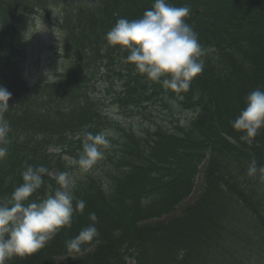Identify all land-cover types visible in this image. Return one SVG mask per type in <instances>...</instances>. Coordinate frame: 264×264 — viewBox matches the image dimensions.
<instances>
[{"label":"trees","instance_id":"16d2710c","mask_svg":"<svg viewBox=\"0 0 264 264\" xmlns=\"http://www.w3.org/2000/svg\"><path fill=\"white\" fill-rule=\"evenodd\" d=\"M66 2L0 0V86L12 93L3 114L10 143L0 160V201L9 200L23 183L21 174L29 165L48 171L25 203L54 194L59 185L48 173L65 172L64 154L78 159L85 133H101L107 121L89 98L97 70L91 61L104 69L103 80L119 83L111 104L130 116L144 114L146 105L166 89L126 62L127 50L106 40L119 18H141L154 0H88L74 10L64 9L60 27L76 58L56 84L59 95L49 90L46 109L29 116L32 98L25 96L27 87L13 60L23 16ZM168 3L190 8L185 19L204 50L203 71L187 91H175L194 117L186 126L155 124L140 134L128 127L108 144L113 146L111 156L100 146L105 157L98 160L107 161V170H101L107 180L90 173L74 182L71 226L61 228L36 252L13 256L5 264H264V173L259 172L264 128L248 143L231 124L246 106L247 95L264 90V0ZM33 134L41 137L34 139ZM253 160L258 171L249 175ZM201 165L195 198L175 214L193 192ZM79 200L85 202L82 213L76 210ZM91 224L98 236L83 242L79 251L70 250L67 242Z\"/></svg>","mask_w":264,"mask_h":264},{"label":"clouds","instance_id":"9594fccd","mask_svg":"<svg viewBox=\"0 0 264 264\" xmlns=\"http://www.w3.org/2000/svg\"><path fill=\"white\" fill-rule=\"evenodd\" d=\"M190 14L188 6L176 7L168 0H154L151 9L141 18H119L106 34L109 46H120L130 54L126 62L135 70L155 83L176 92L187 91L194 77L203 71L204 62L200 59L204 50L198 35L186 22ZM12 93L0 86V144L6 143L9 124L3 119L8 111ZM234 130L241 132L240 139L251 143L261 128H264V90L256 89L246 97V106L231 121ZM109 143L101 132L93 135L85 133L82 151L74 163L87 172L103 155L100 146ZM7 154L6 147H0V157ZM48 169L44 166L26 167L22 172L23 183L15 188L7 201H0V264H5L13 256L30 255L64 227H70L74 212L72 181L68 173L61 172L55 179L59 187L39 203H25L43 184L42 175ZM258 171L253 160L248 168L249 175ZM264 173V166L259 168ZM264 179V176L261 177ZM85 202L79 200L76 210L81 213ZM90 218L96 220L95 213ZM98 236L95 224H91L67 242L70 250L79 251L83 242Z\"/></svg>","mask_w":264,"mask_h":264},{"label":"rangeland","instance_id":"374dc122","mask_svg":"<svg viewBox=\"0 0 264 264\" xmlns=\"http://www.w3.org/2000/svg\"><path fill=\"white\" fill-rule=\"evenodd\" d=\"M87 1L67 0L65 6L63 4H59L58 6L53 5L37 12H27L24 14L22 29L20 30L21 34L16 42L17 48L14 52L13 60L16 64L18 63L20 70L19 78L20 80L22 79L27 87L25 96L32 98V101L29 99L27 105L29 116L33 115L32 112L41 114L46 109V104L43 101L47 100L50 91L56 92L59 95L61 87L58 88L56 84L62 82V75L72 68V64L76 58L75 54L70 51L65 30L60 27L61 15L64 13L65 8L67 10H74L81 2L84 4ZM90 1L93 3V0ZM91 66L97 67V70H95V73L91 77L88 94L96 106V103H98V110L107 121V123H104L101 132L106 135L109 141L108 144L112 143V140H116L122 134L121 131H128V127H131L135 133L140 134L138 132L141 129L146 127L154 128L155 124L165 128H173L177 125L186 126L194 117L195 113L185 108L176 99V92L169 88L163 90L155 103L152 102L146 105L144 114L138 113L130 116L127 113H123L111 104L114 92L120 90L119 83L113 84L110 80H103L101 77L102 73H104L102 66L95 64L93 61H91ZM85 70L86 66L83 65L82 72H85ZM171 91L173 92V97L168 95ZM58 95L56 96L58 97ZM35 97H37L38 101L33 100ZM177 97L181 98L179 95ZM4 120L8 123V120ZM20 123H23V120ZM12 126H14V123ZM25 131L31 134L29 130L26 129ZM38 137L40 138L41 135L33 134L34 139ZM9 143L10 140L6 138V143L0 144V147H6ZM112 147V145L104 147L109 153L106 156L113 154ZM102 153L104 155L102 158L104 159L105 154L103 151ZM3 158L0 157V160ZM62 162L65 166V172L68 173L73 184L90 173H96L102 181L107 180L102 172L108 168L106 160H97L94 166L87 172L81 171L68 155L62 157ZM72 166L74 169H70ZM202 168L203 165H201L199 169L200 173L196 177L193 192L183 202L182 206L176 208L175 214L180 213L182 207L195 198L202 181ZM49 175L55 177V170L50 171Z\"/></svg>","mask_w":264,"mask_h":264}]
</instances>
